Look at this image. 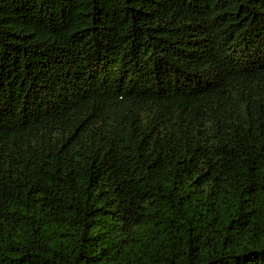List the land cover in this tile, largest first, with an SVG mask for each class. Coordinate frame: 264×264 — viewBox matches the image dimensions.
I'll return each instance as SVG.
<instances>
[{
  "label": "trees",
  "instance_id": "trees-1",
  "mask_svg": "<svg viewBox=\"0 0 264 264\" xmlns=\"http://www.w3.org/2000/svg\"><path fill=\"white\" fill-rule=\"evenodd\" d=\"M0 264H264V0H0Z\"/></svg>",
  "mask_w": 264,
  "mask_h": 264
}]
</instances>
